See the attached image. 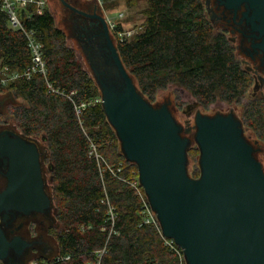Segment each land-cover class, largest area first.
<instances>
[{
    "label": "trees",
    "instance_id": "16d2710c",
    "mask_svg": "<svg viewBox=\"0 0 264 264\" xmlns=\"http://www.w3.org/2000/svg\"><path fill=\"white\" fill-rule=\"evenodd\" d=\"M144 1L142 29L119 40L118 51L149 100L170 85L187 90L203 107L237 103L247 95L252 75L235 55L227 32L216 30L202 0ZM137 2L126 0L130 6ZM20 18L42 44L46 75L24 76L31 65L28 38L9 24L0 5V71L8 80L0 81V93L21 100L9 110L25 136L46 138L57 221L49 232L59 247L51 264H89L103 248L102 264H178L157 227L144 222L141 196L130 183L138 179V166L121 151L100 88L66 32L47 8L37 14L29 6ZM14 74L19 76L12 79ZM83 104L78 115L76 106ZM242 115L264 140V97L250 99ZM109 205L116 215L112 231Z\"/></svg>",
    "mask_w": 264,
    "mask_h": 264
},
{
    "label": "water",
    "instance_id": "95a60500",
    "mask_svg": "<svg viewBox=\"0 0 264 264\" xmlns=\"http://www.w3.org/2000/svg\"><path fill=\"white\" fill-rule=\"evenodd\" d=\"M61 1L77 12L72 36L78 37L84 51L87 35L81 26H87L89 20L83 15L104 23L121 80L114 87L99 81L102 105L123 154L138 166L139 180L163 234L183 248L188 264H264V167L245 138L239 117L196 113L201 174L194 179L189 175L192 149L188 138L182 137L175 115L166 105L154 107L141 92L113 43L107 20ZM217 1L233 10L234 19L242 5L252 8L248 21L261 20L264 27V0ZM209 3L213 21L226 24L216 0ZM235 41H240V35L236 34ZM1 155L9 158V169L7 186L0 192V215L10 211L29 214L53 204V194L43 186L37 141L12 130L2 131ZM52 169L50 163L48 170ZM13 246L20 248L21 255L30 243L21 237L8 240L0 222V262Z\"/></svg>",
    "mask_w": 264,
    "mask_h": 264
},
{
    "label": "rangeland",
    "instance_id": "374dc122",
    "mask_svg": "<svg viewBox=\"0 0 264 264\" xmlns=\"http://www.w3.org/2000/svg\"><path fill=\"white\" fill-rule=\"evenodd\" d=\"M71 6L82 10L84 12L94 14L97 13L102 15L106 20L112 21L117 27L118 25L121 27L118 29L116 27L115 30H111V34L116 46H118L119 40L121 41L117 32L126 34L127 36H131L128 38H132L139 30L142 29V24L144 23V15L143 10L146 7L144 0H138L135 6H130L126 3V0H66ZM205 4L206 11L208 17L214 23L216 30H224V28L228 27L224 23H220L217 21H213L211 6L208 0H202ZM208 1V3H207ZM47 8L52 9V12L55 16L56 24L58 27L62 28L67 35L68 44L74 48L76 51V55L83 64L84 68L90 73V75L94 78L95 75L93 70L88 62L87 54L85 53L83 47H81V43L77 36H72L73 28L75 24L74 13H77L73 9L65 6V4L61 0H47ZM80 14V13H78ZM122 14V15H121ZM227 36L229 38L233 37L236 39V34H232L227 30ZM232 44L235 47V52L237 57L244 61L247 59L246 54L241 50V42L240 41H232ZM243 66L245 67L244 63ZM133 77V76H132ZM134 79V78H133ZM135 83L136 80L134 79ZM137 84V83H136ZM254 96L252 94V87L248 91L247 95L237 103H226V102H216L207 107H203L199 103H197V99L191 96V94L176 85H170L168 88L159 90L155 96L154 100H147L154 107H161L166 105L168 109L171 111L173 115H175V120L182 126L183 129L186 128V121L190 120L192 130L189 133H182V137L188 138L189 144L191 145L192 151L189 153V175L194 179L196 177V173L201 174V166H200V148L198 145L196 138V124H195V115L197 112H201L203 115L214 116L217 114H229L233 113L235 117H239V121L242 123V127L245 128V138L248 140L250 144L253 146V150H255V157L262 163L264 167V140L260 139L254 131L247 126L243 121V109L244 105L252 99ZM21 100H17L13 97L11 93H0V131L2 129H10L13 132H18L22 135V130L17 126L14 121L13 116L10 113L9 108L13 104H20ZM191 108L192 112L188 113V108ZM25 136V135H24ZM29 138H34L41 149L42 158H44V166H45V177L47 178V190L53 194L52 192V182L49 180L50 173L47 170V164H49V150L47 147L46 141L42 140V136H26ZM121 148V146H120ZM199 149V154H194L193 151L195 149ZM122 151V149H121ZM48 172V173H47ZM4 180L0 178V190L4 186ZM52 212L47 215H38L35 219L37 223L33 227V233L30 234L27 230H24L23 233L30 240H36L33 244L30 245L25 251L23 255L18 257L17 259L6 261L3 264H30L32 260H40V259H53L56 257L59 252V247L56 239L49 232L51 227H55L57 224L55 214H54V202L52 204ZM20 222H25L27 224V220H18L15 224H19Z\"/></svg>",
    "mask_w": 264,
    "mask_h": 264
},
{
    "label": "flooded vegetation",
    "instance_id": "af4514ba",
    "mask_svg": "<svg viewBox=\"0 0 264 264\" xmlns=\"http://www.w3.org/2000/svg\"><path fill=\"white\" fill-rule=\"evenodd\" d=\"M216 2H217L216 3L217 5H215L216 8L223 9V10H219L221 14L220 17L224 18L226 21V24L228 25V27L227 28L225 27L224 30L227 32V30L229 29L230 33L240 35L241 50H243V52L247 56V59L241 62L242 64L244 63L246 70L249 71L252 75V78H253L252 94L253 96L264 97V49L260 46V44L263 41L262 39H264V32H263L264 27L262 26L261 20L254 19V21H251V20L248 21V19H250V17L252 16L253 9L250 7L245 8V5L241 6V8L238 10V14L236 18L234 19L233 10L226 9L223 6H220L217 0ZM83 16L89 20L87 23L88 24L87 26H81V28L85 31L87 35L86 36V46L84 48L87 54L88 62L93 70V73L95 75L94 78L98 86H100L99 81L106 84L108 87L109 86L114 87V86L119 85L121 77H120L119 72L116 70L114 60L112 58L111 50H110V47L108 46L107 39L104 34V23L99 18H96V17L92 18L86 15H83ZM241 18H242V21H241L242 23H239ZM83 21L86 23L85 20ZM110 31L111 30L109 28L108 32ZM110 36H111V32H110ZM233 40H236V39L231 37L230 41H233ZM116 47L118 48V46ZM187 112L188 113L192 112L190 107L188 108ZM185 126L186 128L184 132L189 133L192 130L190 120L186 121ZM5 130L8 131L10 129H2L0 132L5 131ZM182 132H183V128L182 126H180L181 135H182ZM38 148L41 154L40 163H41V168H42V176L44 180L43 186H44L45 191L49 195H51V193L47 190V186H46L47 178L45 177L46 175L45 166H44L45 162H44V158H42V152H41L39 145H38ZM49 164H47L48 165L47 170H48ZM8 169H9V158L7 156L1 155L0 156V178L4 180L5 184L3 188L0 190V192H2L7 186V177L5 173H7ZM48 172L51 174L49 170ZM49 180L52 182L51 175H50ZM52 210H53L52 205H50L49 207H45L42 211H32L29 214H26L22 211H17V212L10 211L6 214L0 215L1 226L4 229V232L8 240H12L15 237L17 238L21 237L27 240L31 245L36 240H30L27 236H25L21 232H23L24 230H27L28 233L32 234L33 227L37 223L35 219L38 217V215H44V214L47 215L51 213ZM24 219L27 220V224L25 222H20L19 224H15L16 221L24 220ZM18 249L20 248L17 246H13L12 248H10L8 250V255L6 259L4 258V260H2L0 264H3L6 261L17 259L18 257H20L21 255L25 253L27 248L23 251L21 255L18 254Z\"/></svg>",
    "mask_w": 264,
    "mask_h": 264
},
{
    "label": "built area",
    "instance_id": "2783aa9c",
    "mask_svg": "<svg viewBox=\"0 0 264 264\" xmlns=\"http://www.w3.org/2000/svg\"><path fill=\"white\" fill-rule=\"evenodd\" d=\"M0 5H1V9L7 15L9 24L14 28L22 29L28 38V45L31 50V65L23 73L24 76L30 78L32 74L36 72L46 75V64L44 62L43 55H42V44L36 39L35 34L33 32L25 30L23 26V22L20 18V11L22 9L28 8L29 6H33L35 8V13L42 14L46 8L47 0H0ZM107 23H108V20H107ZM108 25L111 30H115L117 27L112 21H109ZM117 34L119 35L120 39L131 37V36H127L126 34L121 33V31L117 32ZM2 73L3 72L0 71V81L2 83H6L8 80L6 78L1 77ZM17 76L19 75L14 74L11 78L14 79ZM100 101L102 100L100 99ZM84 107H85L84 104L80 106H76V112L78 115L81 113ZM93 150L96 156L99 157V155L96 153V148L94 146H93ZM137 178H138L137 180H133L130 183H131V186L136 190V192L141 196L142 203H143L144 222L146 224H153L157 227V229L159 230L161 236L163 237L165 241V244L169 247L171 251H174L178 255V258H179L178 264H188L183 248L179 244H177L173 238L166 237L163 234L162 227L157 217V214L155 212V209H153L150 204L148 195L146 194L139 180V176ZM113 210H114L113 207L109 205L108 222H110L111 231L113 230V226L115 224V219H116V215ZM103 252H105V248L101 249V251H98L96 260L89 264H102L101 257L104 254ZM56 257H58V255ZM64 258L67 259L68 257H63L62 259ZM50 260H52V258L42 259V260H32L30 264H51Z\"/></svg>",
    "mask_w": 264,
    "mask_h": 264
},
{
    "label": "crops",
    "instance_id": "0c3cea01",
    "mask_svg": "<svg viewBox=\"0 0 264 264\" xmlns=\"http://www.w3.org/2000/svg\"><path fill=\"white\" fill-rule=\"evenodd\" d=\"M47 6V5H46ZM47 8V7H46ZM52 14H53V12H52V9H51V7L50 8H47ZM54 15V14H53ZM55 17V16H54ZM62 29V28H61Z\"/></svg>",
    "mask_w": 264,
    "mask_h": 264
}]
</instances>
